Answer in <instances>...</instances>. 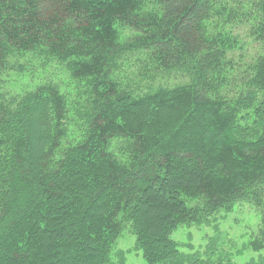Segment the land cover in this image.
Returning <instances> with one entry per match:
<instances>
[{
    "label": "trees",
    "instance_id": "16d2710c",
    "mask_svg": "<svg viewBox=\"0 0 264 264\" xmlns=\"http://www.w3.org/2000/svg\"><path fill=\"white\" fill-rule=\"evenodd\" d=\"M239 203L260 252L264 0H0V264H238Z\"/></svg>",
    "mask_w": 264,
    "mask_h": 264
},
{
    "label": "rangeland",
    "instance_id": "374dc122",
    "mask_svg": "<svg viewBox=\"0 0 264 264\" xmlns=\"http://www.w3.org/2000/svg\"><path fill=\"white\" fill-rule=\"evenodd\" d=\"M226 216V219L220 220L219 224L224 234L230 238L226 248L233 247V261L238 264H245L252 259L258 260L264 258V250L260 252L247 250L241 256L236 255V251L242 248L241 245L250 240L252 231L257 227L260 219L256 211L246 203H239L234 207L233 211ZM207 230L209 232L206 231V228L198 230L195 226L191 228L187 227L185 231L177 230L174 232L173 237L180 241L189 242V240H192L189 238V233H191L193 244L196 247H200L201 244H205L203 234L213 233L211 228L208 227ZM135 239L132 233L125 231L123 236L118 240L115 258L120 251H123L126 253L127 264H146L141 253L137 252L135 248ZM231 240L233 241L231 242Z\"/></svg>",
    "mask_w": 264,
    "mask_h": 264
}]
</instances>
